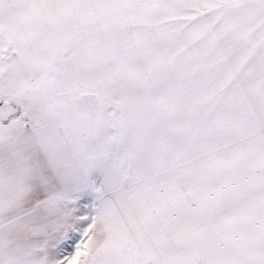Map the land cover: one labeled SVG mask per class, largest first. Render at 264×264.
I'll return each mask as SVG.
<instances>
[{
    "label": "snow or ice",
    "instance_id": "1",
    "mask_svg": "<svg viewBox=\"0 0 264 264\" xmlns=\"http://www.w3.org/2000/svg\"><path fill=\"white\" fill-rule=\"evenodd\" d=\"M0 264H264V0H0Z\"/></svg>",
    "mask_w": 264,
    "mask_h": 264
}]
</instances>
